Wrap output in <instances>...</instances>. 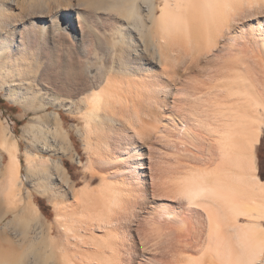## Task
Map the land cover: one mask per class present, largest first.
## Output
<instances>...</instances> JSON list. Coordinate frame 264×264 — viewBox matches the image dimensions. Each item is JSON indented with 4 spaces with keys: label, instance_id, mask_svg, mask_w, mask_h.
Wrapping results in <instances>:
<instances>
[{
    "label": "bare ground",
    "instance_id": "6f19581e",
    "mask_svg": "<svg viewBox=\"0 0 264 264\" xmlns=\"http://www.w3.org/2000/svg\"><path fill=\"white\" fill-rule=\"evenodd\" d=\"M0 87L82 122L88 173L76 188L52 165L58 240L0 135V264H264V0H0ZM49 115L35 146L80 164Z\"/></svg>",
    "mask_w": 264,
    "mask_h": 264
},
{
    "label": "rangeland",
    "instance_id": "374dc122",
    "mask_svg": "<svg viewBox=\"0 0 264 264\" xmlns=\"http://www.w3.org/2000/svg\"><path fill=\"white\" fill-rule=\"evenodd\" d=\"M16 91H18V90H16ZM16 91H15L14 95H12V97H11L10 93L8 94L5 91V89H2L0 87V128L3 130V132H1L2 130L0 131L1 132L0 135L4 136L5 134H8L6 136V138L10 139L9 141L15 140L14 142L17 144V156L19 159V170H18L19 175L18 176H20V179L17 177V180L19 179L18 180L19 183L22 182L21 183L22 186L20 184H18L16 186V188L18 186H21L20 189H19V187H18V189L21 192L23 191L22 193H24V191L28 190L26 192H29L31 195V202L33 203V205L35 207V211L36 210L39 211V212H37L38 213L37 214L38 220H40L41 223L43 222L44 225L48 224V225L52 226V230L54 229L53 235L58 240H61L65 236V233H64V230L60 226L62 221H59V223H58V221L56 219L57 218L56 215H57V213H58V215H61V213H62L61 210H64V209H61V207H63L62 205L64 203H62V198L59 197L60 191L57 188H54L57 186L58 180L55 177L51 176L54 172L53 171L54 167L52 165H54L55 160L58 159L57 161H59V163H61V165L67 169L68 175H69L70 179L73 181V184H74V186H76V188L83 186L85 184V182L88 179V173L85 170L86 164H87V155L83 151L80 136L74 130L75 127L79 128L81 130L82 129V122L77 120L74 117V115L67 112L66 110H64L62 108L57 109L56 107L52 106L51 104L44 105L43 108L36 107V106H38L37 105L38 102H40L39 101L40 97L38 95H36V98H35V96L33 98L32 97L27 98L26 103H24L25 100H23L20 92L18 91L16 93ZM19 97H20V99H19ZM32 100H34V101H32ZM54 111H57L58 113H60L63 128L66 129L69 132V134L71 135V138H72L71 140L74 144V146H73L74 150L78 154V159H80L82 161L80 164L77 161H71L70 159H67L66 157H64L63 154L58 149L59 144L54 145L50 142L49 143L47 142L45 144L50 146V147L47 146L44 149L38 148L35 146L34 142L44 140L43 135H42L43 132L40 130V128H45L44 126L48 127V126H51L53 124V123H51L53 120L50 117L49 113L54 112ZM260 111L261 110H258L256 116L258 118H260L261 120H264L263 119L264 114L262 111L261 112ZM29 119H31V120L33 119L32 122L34 125L32 124L31 128L26 127V125L28 124L27 122L30 121ZM23 125H24V127L27 128V130H26V128L24 129ZM263 134H264V125H262L260 127L258 143L255 144L253 147V153H254L253 154V167L255 170L254 174L257 176H258V173H257L255 158H256V154L264 155V135ZM1 136H0V141H1ZM12 136H13V138H11ZM1 144L2 143L0 142V146H2ZM24 148L28 149L29 151L24 149ZM49 148H52V149H49ZM54 149H56L58 151L56 152ZM194 149L195 148H193V150ZM24 151L32 152L34 154V156L32 157V161L30 163V166L28 167L29 169L27 168V166L25 164L24 158H25L26 153ZM59 153H61V154H59ZM0 156H1L0 157V170H1L3 165L6 162V155H5V152L3 151V149H0ZM49 167H51V168H49ZM261 173L264 174V171H262ZM29 174L36 175L39 178V180H41V185H43L44 189L46 190L44 192V194L41 195V194L37 193L36 190L32 186L29 185L30 184L29 183V177L30 176H28ZM50 176L52 178H50ZM0 183H1V181H0ZM97 184H98V180H96L95 182H92L91 184H89V186L94 187ZM53 185H54V187H53ZM0 187H1V184H0ZM2 199H3V196L0 194V201ZM20 204H18V205H20ZM76 211L77 210L73 211L74 215L76 214ZM59 217H61V216H59ZM238 220L241 222L246 221V219L241 218V217ZM195 224L196 223H193V230L198 228L197 224H196L197 227L194 226ZM261 224L264 226V221L261 222ZM197 231H198V229L196 230V233H197ZM193 232H195V231H193ZM192 236H193V233H192V235L190 234L189 238H192ZM195 237L200 238L201 236H197V234H196ZM195 237H193V238H195ZM41 255L42 254H40V256ZM44 255L45 254H43V257L41 258V260L43 259L42 262L45 261V264H49V262L46 263V261H48V260L44 259ZM188 255L194 256L195 253L192 251H188ZM40 262H41L40 259L36 260L35 264H41L42 262L41 263Z\"/></svg>",
    "mask_w": 264,
    "mask_h": 264
},
{
    "label": "crops",
    "instance_id": "0c3cea01",
    "mask_svg": "<svg viewBox=\"0 0 264 264\" xmlns=\"http://www.w3.org/2000/svg\"><path fill=\"white\" fill-rule=\"evenodd\" d=\"M255 163H256L259 180L260 182H263L264 174H262L261 172L264 171V155L256 154Z\"/></svg>",
    "mask_w": 264,
    "mask_h": 264
}]
</instances>
